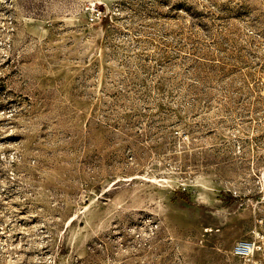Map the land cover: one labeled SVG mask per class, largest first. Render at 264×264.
Instances as JSON below:
<instances>
[{"label":"rangeland","instance_id":"rangeland-1","mask_svg":"<svg viewBox=\"0 0 264 264\" xmlns=\"http://www.w3.org/2000/svg\"><path fill=\"white\" fill-rule=\"evenodd\" d=\"M264 215V0H0V264H243Z\"/></svg>","mask_w":264,"mask_h":264},{"label":"built area","instance_id":"built-area-1","mask_svg":"<svg viewBox=\"0 0 264 264\" xmlns=\"http://www.w3.org/2000/svg\"><path fill=\"white\" fill-rule=\"evenodd\" d=\"M232 254L243 264H264V215L254 214L249 236L233 243Z\"/></svg>","mask_w":264,"mask_h":264}]
</instances>
